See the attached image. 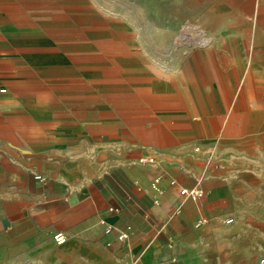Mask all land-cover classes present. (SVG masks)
Segmentation results:
<instances>
[{"label":"crops","instance_id":"1","mask_svg":"<svg viewBox=\"0 0 264 264\" xmlns=\"http://www.w3.org/2000/svg\"><path fill=\"white\" fill-rule=\"evenodd\" d=\"M4 12L0 5V204L23 211L11 190L29 188L31 173L47 176L44 184L33 179V243L13 264H192L182 260L181 252L203 237L205 229L197 226L201 217L212 223L211 200L182 195L178 186H199L208 195L236 185L217 177L201 182L197 176L204 154L240 174L258 168L264 149V69L245 68L243 56L212 54L192 81L195 95L186 102L192 115L178 131L166 130L163 137L149 125L146 134L140 133L115 118L103 128L97 116L103 109L96 100L103 85L99 67L88 75L93 78L91 102L83 62L67 69L60 56L39 60L42 74L52 68L49 98L40 99L33 64L8 52L17 51L22 41L7 32ZM87 108L93 117L87 118ZM105 137L108 143L102 142ZM146 138L154 144L144 145ZM197 145L205 150L197 152ZM148 147L152 152L142 153ZM147 153L158 161L142 165L139 156ZM157 176L160 191L154 186ZM111 205L119 212L109 211ZM102 219L118 228L131 224L129 239L118 240L116 230L105 233ZM56 231L66 234L64 243L54 241Z\"/></svg>","mask_w":264,"mask_h":264},{"label":"rangeland","instance_id":"2","mask_svg":"<svg viewBox=\"0 0 264 264\" xmlns=\"http://www.w3.org/2000/svg\"><path fill=\"white\" fill-rule=\"evenodd\" d=\"M0 5L5 9L7 32L22 41L16 44L17 51L8 52L33 64V86L40 99L49 98L47 79H51L52 68L42 74L36 66L39 60L60 56L67 69H76L83 62L86 100L91 102L95 98L88 83L93 78L88 75L93 74L94 65L99 67L103 85L96 100H101L103 109L99 108L97 116L103 128L115 118L140 133L146 134L149 125L163 137L166 130L178 131L192 115L186 103L195 95L192 81L197 71L206 69L207 56L212 54L215 58L223 53L243 56L245 68L264 69V0H0ZM207 49V55L200 56ZM93 114L87 108V118ZM88 131L99 138L93 129ZM108 141L109 137L102 140ZM143 142L154 144L149 138ZM193 149L205 150L201 145ZM144 152L152 150L148 147ZM258 158L257 169L240 174L221 159L204 154L197 176L201 182L217 177L236 185L204 193L202 197L211 200L207 207L212 223L197 222L205 233L187 253L181 252L182 260L191 259L192 264H261L264 149ZM216 162L219 167L211 170ZM33 179L44 184L47 176L39 180L31 173L29 188L11 190L23 203V211L0 204V264H13L21 249L33 243ZM226 216H234V221L225 223Z\"/></svg>","mask_w":264,"mask_h":264},{"label":"built area","instance_id":"3","mask_svg":"<svg viewBox=\"0 0 264 264\" xmlns=\"http://www.w3.org/2000/svg\"><path fill=\"white\" fill-rule=\"evenodd\" d=\"M2 90H4V89H2ZM138 161L142 165H152L156 162V156L152 153L143 154V155L139 156ZM218 167H219V163L216 162L211 166V170L217 169ZM205 170H209V168H205ZM35 178H37L39 180H45V176L41 173H36ZM160 182H161V178H160V176H157L154 180V186L156 187V189L158 191H160L162 189ZM171 184L178 186L177 182L175 180H171ZM178 188H179L180 194L188 195V196L193 197V198H200L205 193L204 189L199 187V186H192V187L178 186ZM108 209H109V211H111L113 213L119 212V208L116 206L111 205V206H109ZM233 220H234L233 216H228L227 218H225L226 223H231V222H233ZM101 221L103 223L105 233L110 234L116 230L117 231V239L120 241L128 240L132 231H133V227L131 224H127L124 228H118L114 223L109 222L105 219H102ZM197 222H198V224H200L202 222L206 224L209 222V219L203 218V220L199 219ZM52 236H53L54 241L57 244H62L67 240L66 234L62 231H56L53 233ZM107 244L111 245L112 242L109 241V242H107ZM259 262L261 264H264V253L260 256Z\"/></svg>","mask_w":264,"mask_h":264},{"label":"bare ground","instance_id":"4","mask_svg":"<svg viewBox=\"0 0 264 264\" xmlns=\"http://www.w3.org/2000/svg\"><path fill=\"white\" fill-rule=\"evenodd\" d=\"M62 20V19H61ZM114 21V20H113ZM94 22V21H93ZM115 22V21H114ZM55 25V24H54ZM99 25H97V27H98ZM102 26V25H101ZM108 26V25H107ZM118 26V25H117ZM93 27H95V26H93ZM91 28V27H90ZM119 35V34H118ZM208 42V41H207ZM81 46V45H80ZM39 68V67H38ZM46 68V67H45ZM43 69V68H42ZM48 69H49V67H48ZM39 71H41V70H39ZM189 106V105H188Z\"/></svg>","mask_w":264,"mask_h":264}]
</instances>
